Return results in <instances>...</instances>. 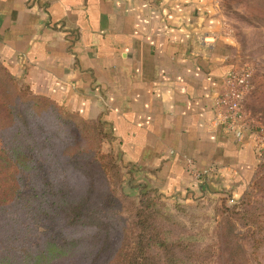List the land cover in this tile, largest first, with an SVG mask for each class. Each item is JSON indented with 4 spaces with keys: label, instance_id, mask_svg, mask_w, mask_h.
Wrapping results in <instances>:
<instances>
[{
    "label": "crops",
    "instance_id": "0c3cea01",
    "mask_svg": "<svg viewBox=\"0 0 264 264\" xmlns=\"http://www.w3.org/2000/svg\"><path fill=\"white\" fill-rule=\"evenodd\" d=\"M214 26L207 0H0V65L100 121L134 182L170 205L236 199L259 163L249 134L215 124L234 68Z\"/></svg>",
    "mask_w": 264,
    "mask_h": 264
},
{
    "label": "rangeland",
    "instance_id": "374dc122",
    "mask_svg": "<svg viewBox=\"0 0 264 264\" xmlns=\"http://www.w3.org/2000/svg\"><path fill=\"white\" fill-rule=\"evenodd\" d=\"M207 1L216 20L214 33L220 37L222 48L227 51L229 63L234 69H247L252 72L251 89L244 101L247 122L250 126L264 127V0ZM11 110L19 115L33 110L43 117H51L56 126L58 124L57 128L66 133L67 136L64 138L68 140L65 144L59 143L63 144V147L55 146L56 152L53 153L47 146L46 150L36 154L38 160L48 169L47 171H51L52 163L57 166L62 163L74 181L77 183L83 181L87 184L88 193L94 198V206L91 209L95 210V214H99L95 217L93 215L91 221H94L93 224L97 221V225L100 226L114 220L117 234L112 236L113 244L123 243L127 238L128 243L134 246L137 234L136 211L144 194L151 193L167 207L172 206L147 190L142 183L134 182L131 169L125 167L119 156L111 150L108 138L104 136L98 124L83 121L58 103L51 102L49 98L35 95L29 87L4 70L2 65H0V196L3 194L1 190L4 189L5 181L22 180L25 183L24 191H30V185L26 183L29 180L30 158L27 156L28 151L22 149L23 140L16 136L17 130L12 126L14 114H11ZM55 111H59L61 115ZM46 130L49 134L56 131L53 128ZM45 140L47 139L42 137L41 142L44 143ZM30 153L33 154L32 151ZM49 157H53L51 159L53 161H50ZM78 163L86 168L79 170ZM101 204L103 206L99 208L98 205ZM242 205L245 209L240 215H236L241 211L238 208ZM176 214V221L179 224L205 239L202 244L212 245L210 246L212 256L208 257L207 264H244L245 259L250 261L253 252L250 238L255 228L260 226L262 230H256L259 234L256 240H259L260 246L258 261L252 260V264H264V162L240 198H228V202L215 199L204 203L199 209L183 208ZM50 225L49 220L40 221L33 225L35 229L33 232L30 230L25 234L30 235L23 241V256L28 257V251L30 255L35 250L36 255L45 258L43 264L80 263L83 255L74 256L50 251L46 244V239L52 232ZM107 228L112 229V225L109 224ZM2 256L0 247V261Z\"/></svg>",
    "mask_w": 264,
    "mask_h": 264
},
{
    "label": "trees",
    "instance_id": "16d2710c",
    "mask_svg": "<svg viewBox=\"0 0 264 264\" xmlns=\"http://www.w3.org/2000/svg\"><path fill=\"white\" fill-rule=\"evenodd\" d=\"M55 112L61 115L59 111ZM11 114H14L12 126L17 130L16 136L23 140L22 149L28 151L27 156L30 158L29 180L26 182L30 185V191H24L25 183L19 179L3 183V194L0 196V247L3 256L0 264H43L45 258L36 255L35 250L30 255L28 251L26 257L22 254V248L23 241L30 235L25 234L35 230L33 225L46 220L51 223L52 232L46 239L50 251L74 256L83 255L78 264H207L208 257L212 256V245L202 244L205 239L179 224L176 221V213L183 208L199 209L204 203L215 199L228 202V198L209 196L195 205L178 202L167 207L151 193L144 194L136 211L137 234L134 246L128 243L127 238L123 243L113 244L112 236L117 234L114 220L100 226L97 221L95 224L91 221L99 214H95V210L91 209L94 206V198L88 193L87 184L74 181L61 162L58 166L52 163L51 171H47L38 160L36 154L46 150L47 146L53 153L56 152L55 146L63 147L64 145L59 143L65 144L68 140L64 138L66 133L57 128L58 124L56 126L51 117H43L33 110L24 115L15 114L11 110ZM88 122L98 124L110 144L111 137L104 131L103 124L100 121ZM47 128L56 131L49 134ZM42 137L47 139L44 143L41 142ZM52 158L49 157V160L53 161ZM262 164L263 162L256 167L255 176ZM78 168L82 171L86 167L78 163ZM98 206L101 208L103 204ZM238 209L241 211L236 215H240L245 207L242 205ZM109 224L112 229L107 228ZM256 230L261 231L262 228L256 227L252 233L250 239L253 252L250 261L245 259L244 264H252V260L258 261L260 246L259 240H256L259 235Z\"/></svg>",
    "mask_w": 264,
    "mask_h": 264
},
{
    "label": "built area",
    "instance_id": "2783aa9c",
    "mask_svg": "<svg viewBox=\"0 0 264 264\" xmlns=\"http://www.w3.org/2000/svg\"><path fill=\"white\" fill-rule=\"evenodd\" d=\"M252 72L247 69H232L224 80L221 91L215 99V124L223 127L227 134L236 140L243 141L247 134L254 144L258 163L264 162V127L250 126L244 109V101L251 89ZM188 169L193 180L200 181L205 174L197 172L188 162Z\"/></svg>",
    "mask_w": 264,
    "mask_h": 264
}]
</instances>
